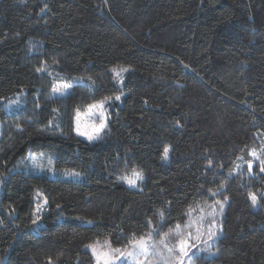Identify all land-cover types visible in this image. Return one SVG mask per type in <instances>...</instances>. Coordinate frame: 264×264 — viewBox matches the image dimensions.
I'll return each mask as SVG.
<instances>
[{
	"label": "trees",
	"instance_id": "1",
	"mask_svg": "<svg viewBox=\"0 0 264 264\" xmlns=\"http://www.w3.org/2000/svg\"><path fill=\"white\" fill-rule=\"evenodd\" d=\"M105 97L107 129L88 142L74 110ZM0 123L3 264H95L86 245L125 248L218 200L217 254L194 264H264V173L251 155L264 159V0H0ZM132 168L144 180L117 184Z\"/></svg>",
	"mask_w": 264,
	"mask_h": 264
},
{
	"label": "snow or ice",
	"instance_id": "2",
	"mask_svg": "<svg viewBox=\"0 0 264 264\" xmlns=\"http://www.w3.org/2000/svg\"><path fill=\"white\" fill-rule=\"evenodd\" d=\"M41 11H44V9H41ZM45 70L46 68L44 66L38 67L36 69L38 73L44 72ZM111 71L114 73L115 78H117L120 83H123V77L121 73L127 72L128 68L121 67L119 70L113 68ZM76 83H80V81L78 80ZM74 86L75 85L72 83H66L62 86H54L52 93L54 95L66 96ZM111 99V97H105L98 102L89 104L87 106L86 112H82L79 107L74 110V131L78 136L86 137L89 142L103 138L101 134L107 128L105 105ZM120 99V96L115 97V100L117 101ZM53 111L55 112L57 110L53 109ZM96 115L99 116V123H96L91 119H82V117L91 118ZM169 151V147H164L162 159H168ZM251 155L259 160L260 172L264 173V159H261L255 150H252ZM33 160L35 162L34 157ZM209 164H211V161H209ZM247 164L248 170L251 173L253 167L252 161H247ZM37 167H41L43 169V165L38 164ZM47 170L55 174V168L53 167L51 160H49V166ZM64 174L77 177L80 175L79 172L74 170H65ZM229 174L231 175V172ZM144 178L145 177L142 170L132 168L131 172L127 173L123 177V180L129 185V187H134L137 185L138 181H143ZM221 187H223V185H221ZM212 194L215 195V193ZM37 195L40 196L42 194L37 192ZM249 197L252 205L255 207L258 204L257 196L254 193H250ZM225 200H227V197H225ZM43 203L46 204L47 200L45 199ZM216 204L219 205L220 211L222 212L224 207L223 202L217 201ZM42 207V204H37L33 213L32 224H37V222L41 219ZM57 207H59V205H57ZM209 207L213 208V210L215 209V206L213 205H209ZM163 215V212H161L160 216L162 219ZM87 223H92V221H87ZM149 224H151V222H149ZM214 225L215 221L213 220L208 226L206 233L207 239L203 240H201V237L204 236L205 233L200 232L199 229H197L196 235L193 236L191 231L187 233L179 231L180 225L177 224V230L175 232L169 230L168 233L163 234L159 244L151 243L153 234L156 232V229H152L146 235H141L139 237L133 233L132 238L129 240V244L131 245L130 250L122 251L120 248H114L110 240H105L103 243L100 241H95L86 245V247L92 252L96 264H117V261H120L121 264H185V258H187L189 264H192V261L198 256V252L192 251V249L196 247L193 241L200 240L201 243H203L204 248L200 249V251L210 249L211 244H209V240H212V238L216 235V233L212 230ZM170 237L175 239V244L171 247H169V244L166 242ZM0 264H3V262L0 261Z\"/></svg>",
	"mask_w": 264,
	"mask_h": 264
},
{
	"label": "rangeland",
	"instance_id": "3",
	"mask_svg": "<svg viewBox=\"0 0 264 264\" xmlns=\"http://www.w3.org/2000/svg\"><path fill=\"white\" fill-rule=\"evenodd\" d=\"M59 86H62V85H59ZM105 109H106V111H105V117H106L107 126H108V120H109L108 111L109 110L107 109L106 105H105ZM86 111H87V109L84 112H86ZM82 119H91L92 121H95L96 123H99V116L98 115L93 116L91 118L82 117ZM1 130H2V126H1V123H0V136H1ZM79 137L82 138V139H84V140H86V141H88L86 139V137H83V136H79ZM95 141H98V140H95ZM95 141H92V142H95ZM34 158H35V162H34L33 159H32V162L36 164L35 167H36L37 170H39V171H36V172H38V173L44 172L42 170H45V169L48 168L49 162H47V161H41L40 162L39 161V158H37V157H34ZM38 164L39 165H43V169L41 167H37ZM52 165H53V163H52ZM53 167H54V165H53ZM50 174L51 175L57 174V170L55 169V174H53L52 172H50ZM124 176L117 177V178H115V180H116L117 184H120V185H123V186H129L127 183L124 182V180H123V177ZM263 195H264V191H263ZM218 201L223 202L221 200H218ZM216 202L208 203V204H205L204 206H199L196 209H192L190 211V213H189V220H188V222L185 225L180 226L179 231L184 232V233H187V232L191 231L192 234H193V236L196 235V231H197V229H199L200 232L205 233V235L201 237V240H203V239H207L206 233H207L209 224L213 220L215 221V225L213 226V229L212 230L216 233V235H215V237L212 238V240H209V244H211V248L210 249L204 250V251H200V249H203L204 248L203 243H201L200 240L193 241V243H195L196 247L193 248L192 251L198 252V255H200L202 253H205V254H207L208 256L211 257V256H214V255L217 254V249H214V246L217 244V240H218L219 236L222 233V220H223V215H224L226 203L223 202L224 207H223V211L221 212L220 211V208H219V205L216 204ZM209 205L215 206V209L213 210V208H210ZM176 230L177 229L175 228L172 232H175ZM162 236H163V234L162 235L161 234L160 235H157V234L154 233L153 234V237H152L151 243H157V244H159V241L161 240ZM100 242L103 243L104 241H100ZM166 242L169 244V247H171V246H173L175 244V239L172 238V237H170L169 240L166 241ZM120 249L122 251H124V250H130L131 249V245H129V246L125 247V248H120ZM177 252H178V249H177ZM193 261H192V264H194ZM95 264H96V261H95ZM117 264H121V262L120 261H117ZM185 264H189L187 258H185Z\"/></svg>",
	"mask_w": 264,
	"mask_h": 264
}]
</instances>
